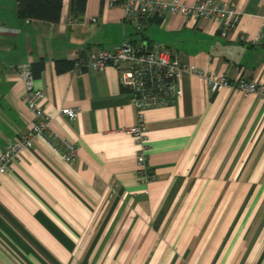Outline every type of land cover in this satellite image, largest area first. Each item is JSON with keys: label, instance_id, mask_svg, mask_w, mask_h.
<instances>
[{"label": "crops", "instance_id": "obj_1", "mask_svg": "<svg viewBox=\"0 0 264 264\" xmlns=\"http://www.w3.org/2000/svg\"><path fill=\"white\" fill-rule=\"evenodd\" d=\"M219 1L240 13L228 38L215 17L172 13L142 35L187 67L176 103L143 111L156 179L142 184L138 144L125 131L138 110L118 70L75 69L141 39L124 9L86 0L82 11L64 0L50 23L20 20L18 1L0 0V154L33 124L25 70L44 93L54 136L78 146L66 162L37 139L0 176V264H264V97L213 92L192 72L264 82V0ZM58 60L73 69L58 72Z\"/></svg>", "mask_w": 264, "mask_h": 264}, {"label": "built area", "instance_id": "obj_2", "mask_svg": "<svg viewBox=\"0 0 264 264\" xmlns=\"http://www.w3.org/2000/svg\"><path fill=\"white\" fill-rule=\"evenodd\" d=\"M110 6L120 5L125 12V20L139 36V41L127 39L113 50H102L91 54L75 64L76 70L93 68L100 72L114 67L120 74L121 83L138 110V123L126 131L136 138L138 144L139 177L142 184L156 179L148 166V128L143 111L153 107H163L176 103L183 94L180 78L187 71L186 65L165 46H150L142 35L149 22L163 17L166 13L202 19L215 17L220 20L221 35L229 37L240 13L233 4L219 0H196L189 5L183 0H108ZM95 21V19H93ZM240 40L245 41L244 36ZM194 74L201 76L213 92L224 88L239 90L244 94L264 97V82L248 81L243 77L232 82L226 74H216L209 67L194 68ZM25 81L24 99L33 113V124L26 134L9 142L0 154V176L8 173L11 164L19 154L33 147L37 139L43 140L64 161L70 162L78 156V146L68 140H58L52 132V114L42 106L44 93L36 86V80L28 70L22 73ZM60 114L69 120L77 118V110L64 108Z\"/></svg>", "mask_w": 264, "mask_h": 264}, {"label": "trees", "instance_id": "obj_3", "mask_svg": "<svg viewBox=\"0 0 264 264\" xmlns=\"http://www.w3.org/2000/svg\"><path fill=\"white\" fill-rule=\"evenodd\" d=\"M17 15L20 20L35 19L50 23H57L62 16L64 0H17ZM86 0H78L82 11L85 9ZM121 1V0H120ZM160 20H158L159 22ZM74 62L69 60H58L56 69L58 72H68L73 69Z\"/></svg>", "mask_w": 264, "mask_h": 264}]
</instances>
